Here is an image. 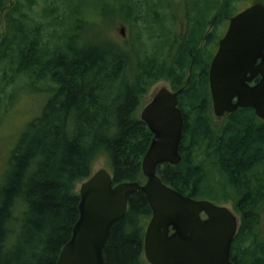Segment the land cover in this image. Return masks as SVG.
Returning <instances> with one entry per match:
<instances>
[{
	"label": "trees",
	"instance_id": "1",
	"mask_svg": "<svg viewBox=\"0 0 264 264\" xmlns=\"http://www.w3.org/2000/svg\"><path fill=\"white\" fill-rule=\"evenodd\" d=\"M59 1L64 6L46 9V22L31 14L35 0H0V31L5 23L0 65L11 72L2 79L0 101L6 88L17 84L47 94L3 174L0 264L57 263L80 216L77 187L93 174L99 158L108 159L115 184L145 183L142 161L153 134L137 111L162 79L182 90L184 130L181 162L159 166L158 175L186 196L231 203L240 217L232 264H264V121L247 108L217 125L211 108L214 53L207 55L208 46L218 42L217 29L232 11V0L216 3L212 19L204 12L194 18L175 51L167 53L143 49L145 39L155 37L154 25L168 21L157 11L163 0H116L114 5L100 0L97 9L107 22L98 24L85 21L79 7L65 6L68 0ZM117 20L134 32L125 43L106 32ZM151 216L145 194H131L125 217L113 225L107 241V264H144Z\"/></svg>",
	"mask_w": 264,
	"mask_h": 264
},
{
	"label": "water",
	"instance_id": "2",
	"mask_svg": "<svg viewBox=\"0 0 264 264\" xmlns=\"http://www.w3.org/2000/svg\"><path fill=\"white\" fill-rule=\"evenodd\" d=\"M121 33L125 35L124 27ZM209 83L217 117L252 108L264 120L263 3L230 18L211 62ZM179 93L163 87L142 110L141 120L153 134L142 161L144 184H115L106 168L81 183L80 216L56 264H107L104 250L112 227L125 217L135 191L145 194L152 209L144 238L150 264H232L238 216L226 205L184 195L158 175L159 166L178 165L182 160L184 117L178 106Z\"/></svg>",
	"mask_w": 264,
	"mask_h": 264
},
{
	"label": "rangeland",
	"instance_id": "3",
	"mask_svg": "<svg viewBox=\"0 0 264 264\" xmlns=\"http://www.w3.org/2000/svg\"><path fill=\"white\" fill-rule=\"evenodd\" d=\"M13 1V0H12ZM256 0H232V11L226 12V18L234 16L235 14L243 11L252 5ZM11 2V0H10ZM35 5L32 7L31 14L36 18H43L46 22L49 21L47 18L48 15L44 16L46 9H54L55 6L59 8L64 6L59 0H35ZM100 0H68L65 2L66 5H70L75 11L79 7V11L82 14V18L92 24H98L107 22V18L102 17L100 12L97 9V4ZM154 4V0H150ZM160 1L158 0V3ZM163 5L160 6L157 11L166 17L168 20L164 23V26L154 25L152 32H154L155 37L153 39H145V44L143 49L147 53L156 52V50H162L164 53L168 51H175L176 47L181 43L182 36L188 29L191 28L194 18L198 17L202 12L207 14L208 19H212L216 10L214 5L217 3H224L226 0H163ZM106 3L109 5H114L117 3L116 0H106ZM208 7H210L208 11ZM152 10L151 14L154 15ZM58 14L61 13V9H58ZM147 12V11H145ZM3 16L5 14H2ZM151 15V17H152ZM144 16V15H143ZM226 18L224 20L226 25ZM2 21L4 17H1ZM147 19H151L149 16ZM140 26L143 28L146 24L142 21ZM60 28L59 26H57ZM125 27V37L121 34V28ZM5 29V23L1 22V32ZM209 30H212L210 27ZM52 32V29H48ZM106 32L109 36L114 39L125 43V40H128L131 37L132 28L129 25L124 24L120 20H117L114 25H108ZM172 46V47H171ZM209 47V46H208ZM205 47V48H208ZM142 49V50H143ZM209 49V48H208ZM216 49L215 45H211V49L207 53L210 55L214 53ZM11 77V72L4 65H0V89L2 88V79ZM22 83V82H21ZM170 86V82L167 79H162L155 83L150 91L144 95L141 99L137 115L140 116L142 109L149 103L152 96L162 87ZM46 87L43 86L45 90ZM7 94L4 97V101H0V174H4L10 163L12 152L16 147L19 139L22 134L27 130L29 123L34 120L38 114L42 111L44 104L47 101V94L44 92H39L34 89L23 87L20 84L6 88ZM212 108V107H211ZM213 112V110H212ZM213 121L219 124L214 112H213ZM100 168H106L111 171L109 166L108 159L106 157H101L96 161L94 165L93 172L97 171ZM80 185H78L77 190L79 191ZM218 203L217 201H213ZM219 204V203H218ZM230 207L233 211V206L231 203L224 204ZM235 212V211H234ZM239 217V215L235 212ZM149 221V220H148ZM264 226V208L262 210L261 217V227ZM144 264H150L144 256Z\"/></svg>",
	"mask_w": 264,
	"mask_h": 264
},
{
	"label": "flooded vegetation",
	"instance_id": "4",
	"mask_svg": "<svg viewBox=\"0 0 264 264\" xmlns=\"http://www.w3.org/2000/svg\"><path fill=\"white\" fill-rule=\"evenodd\" d=\"M226 25H225V22H223V23H221L220 24V26L218 27V29H217V33H216V35H218L217 37H219V40H218V42L217 43H211V45L213 44V45H215L216 46V49H215V51H214V55H215V53L217 52V50H218V47H219V42H220V40H221V38L225 35V33H226V31H227V29H228V26H229V19H227L226 18ZM210 28V27H209ZM209 28L207 29V31H211V30H209ZM211 28L213 29V26H211ZM190 31V27H188V29L186 30V32L183 34V36H182V38L184 37V36H186L187 34H188V32ZM211 45L209 46V50H210V48H211ZM213 59V58H212ZM259 79H260V76L259 77H257L255 80H254V83L253 84H255L257 81H259ZM180 107V106H179ZM181 109V108H180ZM240 109H247V108H239L238 110H240ZM237 110V111H238ZM236 111V112H237ZM235 112V113H236ZM255 112V111H254ZM229 114L228 113H226L223 117H217V120H219L220 122H219V124L220 123H222V122H224V120H225V118L228 116ZM256 115V114H255ZM257 117V116H256ZM258 118V117H257ZM259 119V118H258ZM263 228H264V226H263Z\"/></svg>",
	"mask_w": 264,
	"mask_h": 264
},
{
	"label": "clouds",
	"instance_id": "5",
	"mask_svg": "<svg viewBox=\"0 0 264 264\" xmlns=\"http://www.w3.org/2000/svg\"><path fill=\"white\" fill-rule=\"evenodd\" d=\"M4 183H5V177L3 176V174H0V189L3 188Z\"/></svg>",
	"mask_w": 264,
	"mask_h": 264
}]
</instances>
